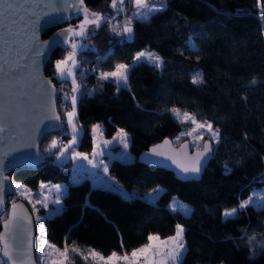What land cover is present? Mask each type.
I'll list each match as a JSON object with an SVG mask.
<instances>
[{
	"label": "trees",
	"instance_id": "obj_1",
	"mask_svg": "<svg viewBox=\"0 0 264 264\" xmlns=\"http://www.w3.org/2000/svg\"><path fill=\"white\" fill-rule=\"evenodd\" d=\"M84 2L89 11L101 13L108 22L81 39L85 46L77 51L75 72L86 75L77 93L75 121L80 135L75 148L85 154L92 151L94 126L99 125L105 140H112L122 129L128 134L132 158L111 157L107 174L127 190L145 192L159 186L163 192L153 205L96 185L93 175L74 169L69 158L59 162L47 151L54 137L58 147L53 152L66 145L71 134L46 133L39 146L45 161L18 167L10 176L33 190L41 183L66 185L59 212L50 213L51 204L38 212L31 210L33 216H44L47 242L64 249L67 244L68 264H95L80 251L90 247L103 254L130 253L149 234L168 236L180 224L187 248L183 264H264L260 247L264 209L239 208L253 190L264 189V0H157L162 10L147 20L132 16L134 3L129 0L119 14L111 7L112 0ZM117 8H121L119 2ZM119 17L121 24L116 23ZM83 18L63 26L72 28ZM129 18L130 39L112 31L114 25L122 28ZM57 28L46 29L43 36ZM189 38L195 50L188 47ZM67 48L66 44L56 47L44 66L45 75L58 89L63 82L71 84L55 75V62L67 54ZM140 51L159 56L162 65L156 67L145 60L134 63ZM120 63L132 65L127 86L100 79L101 73L113 71ZM85 67H91L92 73H86ZM196 73L202 74V83L192 82ZM253 80L257 81L254 85ZM63 104L69 106L60 96L57 107L66 123L59 108ZM172 109L219 130L220 143L210 142L213 154L197 181L179 180L171 171L136 159L164 139L174 142L179 137V143L188 142L182 134L189 123L177 119ZM174 196L190 206V216L169 210ZM232 208L237 213L225 218V210ZM73 247L79 250L72 252ZM36 260L42 264L37 256Z\"/></svg>",
	"mask_w": 264,
	"mask_h": 264
},
{
	"label": "water",
	"instance_id": "obj_2",
	"mask_svg": "<svg viewBox=\"0 0 264 264\" xmlns=\"http://www.w3.org/2000/svg\"><path fill=\"white\" fill-rule=\"evenodd\" d=\"M12 3L19 5L16 9L19 18L9 25L14 41L10 45L5 44L8 33L4 29L3 8L0 7V128L3 129L0 131V183L4 186L3 204L0 205V217L4 216L0 223V236L5 233L4 223L10 217L12 205L21 206L16 209L17 213L26 210L32 223L22 222L23 227L10 239L24 256L25 264H28V255L32 258L31 264H39L35 256L37 229L34 216L24 200L8 199L13 193L10 174L18 167H34L44 162L45 156L39 147L42 137L46 133L59 132L64 127L57 107L60 90L55 86L56 91L52 92L54 83L45 75L44 66L52 51L67 42L53 45L54 36L70 28L63 24L84 17L82 9L87 6L84 0L83 5L76 4V0H12ZM73 5L81 8V11L77 13ZM51 27L59 28L44 37V31ZM43 42L47 44L43 54L37 57L36 51ZM50 92L51 99L48 95ZM56 114L60 115V120L53 118ZM154 148L165 155H153ZM198 151H202V148H192L188 142L174 144L164 139L141 152L136 159L142 164L171 171L179 180L197 181L213 151L201 161L198 174L184 173L179 165L189 163V158ZM149 160L154 163H149Z\"/></svg>",
	"mask_w": 264,
	"mask_h": 264
},
{
	"label": "snow or ice",
	"instance_id": "obj_3",
	"mask_svg": "<svg viewBox=\"0 0 264 264\" xmlns=\"http://www.w3.org/2000/svg\"><path fill=\"white\" fill-rule=\"evenodd\" d=\"M117 2L121 5V8H117ZM129 2H132L136 6V12L134 13V18L139 20H147L150 18L151 14L154 12L162 10L161 8L157 7L155 4H147L145 3V0H129ZM125 0H112L111 7L117 10V14L122 10V6L124 5ZM76 4L83 5V0H76ZM0 7L3 8V17L5 20L4 29L8 33V35L5 37V44L10 45L11 43H14L12 40V32L9 27V25H12L16 22V20L19 18L18 13L16 12V9L19 7V5H14L12 3V0H0ZM74 10L79 13L81 11V8L77 7L76 5H73ZM84 20L81 25H79V30L68 28L64 29L62 32L56 34L52 40V44H63L64 41L69 40L71 37H79L81 39H87L89 37L88 30L86 28V25H95V28H100L101 24L104 23L105 25L108 22V18L101 13L96 12H90L87 7H83L82 9ZM113 32H118L120 35L128 34V38H131V34L133 32L132 27V18H129L125 20L124 25L122 28H120L118 25H114L112 28ZM47 42H43L41 44V47L36 51V56L39 57L43 54L44 47L46 46ZM83 45L77 43L76 41L71 42V51L67 55L65 59L58 60L55 62V75L58 76L61 80H70L71 82V92L72 95L69 96L67 93H65L64 100L67 101L72 110L71 111H65V116L67 118V122L72 125V144H75L78 140V137L80 135V131L76 126L75 117H76V104L78 100L77 93H79V90L81 88V84L77 82L76 79V72L75 69L77 68V51L78 49L82 48ZM188 47L192 50H195V45L191 38H189L188 41ZM141 58H144L147 61L152 62L156 67H160L162 65V61L158 56H155L151 53L146 52H140L136 55L134 63L136 61H140ZM132 67V65L128 64H117L115 65V70L110 72H103L100 75V79L103 80H111L113 83L117 85L123 84L124 86H127L128 82V76H129V69ZM195 83H202V74L196 73L193 76V81ZM251 83L254 85L257 83L256 80L251 81ZM55 85H52V92H55ZM51 92L48 93L49 98L51 99ZM82 95V94H81ZM174 114V116L177 119H180L181 122H184L185 120H191L193 124H196L198 129L207 128V130L211 133V140H214L217 144L220 143V134L219 130H213L211 123H198L196 118L189 113H181L178 109H172L171 110ZM55 120H60V115L56 114L53 117ZM99 125L95 126V129H98ZM94 129V130H95ZM0 131H3L2 128H0ZM182 135H192L191 132L189 133H183ZM116 139L119 143L124 144L125 148L128 146V134L124 130H120L117 133ZM179 139V137L177 138ZM197 139H200V137H197ZM110 143L109 141H105V144ZM165 143H169L168 141H165ZM57 142H52V147L48 149V151L52 154H55L53 152V149L57 148ZM70 147V146H69ZM100 151H94L93 152V159H89L88 154L80 153V152H74L73 158L78 160H88L89 163L92 164L93 167H100L103 166V171L107 173L108 171V165L105 164L103 161H100L99 163L94 162L96 156H103L104 152L100 145L96 146ZM184 148H187V145L183 146ZM197 148H202V151H198L195 156L189 158V163L186 164H180L179 166L182 168L184 173H194L198 174L201 171V161L207 157L212 151V144L210 142H205L202 145L197 144ZM68 151V148L66 147L63 151L60 152V156H63L65 152ZM152 154L156 156H163L165 153L158 151L157 149H152ZM171 158V157H169ZM149 163H154V161L149 160ZM81 167L78 165V168ZM225 168L227 170V165H225ZM46 187L45 185L41 184V188L43 189ZM55 190L57 193L62 192V188L60 185H55ZM17 190L20 192V195L25 196L29 199V202L31 203V197L29 195L28 190L25 189L24 185H17ZM3 191L4 186L2 183H0V205L3 204ZM153 192L156 193V195H150L147 200L149 203L155 205L157 200L159 199V194L163 192V189H161L159 186L156 189H153ZM125 199H133V194H127L124 193ZM42 197V199H41ZM47 200V196H43V193H38L35 203L33 204V210L39 211L38 208H36V204H40L41 207H47V204L45 201ZM56 204L60 203L59 197L53 201ZM252 205L253 207L257 209H264V196L257 197L256 200H254L252 197H249L248 199L242 201L239 205L240 209L247 208L249 205ZM21 206L13 204L12 205V211L10 213V217L5 221L4 228L5 233L3 236H0V264H25L24 256L20 254L17 246L12 242L10 237H15V235L18 233L19 229L23 227L22 222H26L27 224L32 223V218L27 214L26 210H23L21 214H18L16 209ZM169 210L181 214L185 217H188L192 214V209L188 206L183 204L182 202H179L175 198L173 199V202L169 204ZM59 212V209L56 210ZM237 213L236 208H232L230 210H225L223 215L225 218L233 217ZM37 223L40 225V232L42 234L46 235L44 226H43V220L44 218L37 216L36 217ZM184 227L183 225H177L176 226V234L174 237L169 238L171 242L170 247H166L163 250L159 247L154 246L151 242L154 240H157L158 237L150 236L149 241L150 243L146 246H143L142 248L133 251L132 257H138L142 256L144 258L145 264H183L184 257L187 252V248L184 243ZM29 230V235H30ZM252 240H255V237H252ZM165 244H168V241H165ZM30 245V241H29ZM47 246L51 251L44 252L43 247ZM261 250L264 251V243L260 244ZM42 254L45 255V257H52L51 264H68L69 260V249L67 244L65 245L64 251H61L60 249H57L55 245H50L45 240L42 242ZM72 252H77L78 250L73 247L71 249ZM90 254L93 257L99 256L98 253L90 252ZM157 255L160 256V260H155L154 257ZM59 257V258H56ZM87 257H85L86 259ZM118 259H124L128 260V257H122L118 258L115 253L112 254L111 257L105 259L104 257H100V260L104 261V264H116V261ZM31 256H27L28 264H31Z\"/></svg>",
	"mask_w": 264,
	"mask_h": 264
},
{
	"label": "rangeland",
	"instance_id": "obj_4",
	"mask_svg": "<svg viewBox=\"0 0 264 264\" xmlns=\"http://www.w3.org/2000/svg\"><path fill=\"white\" fill-rule=\"evenodd\" d=\"M145 3H147V4H155L157 7H159V8L161 7V5L157 2V0H145ZM132 10H133L132 11V16H134V13L137 10L135 4H133V9ZM90 12H93V11H90ZM83 20H84V18L81 19L80 21H78L76 24H74L72 28L76 29V30H79V25H81L83 23ZM86 28L88 30L89 36L93 35L96 32V30L98 29V28H95V25H86ZM125 36L128 37V34H125ZM73 40L76 41L79 44H82L83 47L85 46L83 41L81 40V38H79V37H71L65 43L66 45H68L70 47V49H69V51H68V48H67V50H65V52L67 54L62 59H65L67 57V55L69 54V52L71 51V42ZM140 52H146V53L153 54L152 52H148V51H140ZM140 52H138V53H140ZM153 55H155V54H153ZM155 56H157V55H155ZM62 59H60V60H62ZM141 60H145V59L141 58ZM145 61H147V60H145ZM147 62L152 63L150 61H147ZM88 92H90V89L88 90ZM71 110H72V108H71V106L69 104V106H67V110L66 111H71ZM181 113H187V112H181ZM64 116H65V112H64ZM76 116H77V107H76ZM75 119H76V117H75ZM65 121H66V123H64L65 127H63V129L61 131L69 132L71 134V136L73 137L72 125L67 122L66 116H65ZM184 122H188L189 123L188 129L184 133H189V132L192 133V135H185L187 137V139H188L187 141H188L190 147L197 148L196 147L197 144L202 145L205 141H209V142H211L213 144L216 143L214 140H211V133L207 130V128L198 129L196 124H193L191 122V120H185ZM197 122L198 123H207V122H200V121H197ZM76 126H77V124H76ZM77 128L79 129L78 126H77ZM61 131H59V132H61ZM79 131H80V129H79ZM204 136L206 137L205 139H203ZM197 137H200V139H197ZM57 139L58 138L54 137L53 140L50 141V144L47 147V151H48L49 148L52 147V142L53 141H56L57 145H58V140ZM105 141H109L110 143L105 144ZM179 141H180V138L179 139L176 138L173 143L174 144H178ZM92 142H93V148H92V151L88 154L90 160L93 159V155L92 154H93L94 151H97V152L100 151V149H98L96 147L97 145H100L101 148L103 149V152H104L103 156H96L95 157L94 162H96V163H99L100 161H103L105 164H109L110 158L115 156V155L123 156L122 159L126 160V161L131 160V158H132V155L128 151V146L125 148L124 144L119 143L116 138H115V140L114 139H112V140L103 139L101 137V135L99 134V132L97 131V129L93 130V140H92ZM66 147L68 148V151L65 152V154L63 156H60V154H59L58 155V157H59L58 161L59 162L60 161L61 162H66L68 160V158H69L70 161H73V164H74V166L76 168H78V165H79V166H81V167L78 168L79 170L86 171V172L92 174L93 178H94L93 180L95 181L96 185H99V186H102V187H105V188H108V189L115 190V191L119 192L122 196H124L123 195L124 193L133 194L134 197H141V198H143L145 200H147V198L150 195H156V193H154L153 190L145 191V192H140L137 189L127 190L119 182H117L112 176H110L109 174L105 173L103 171V166L102 165L100 167H93L92 164L89 163L88 160H78V159L73 158V153L77 152V149L75 148V145L72 144V139L68 140L67 144L62 146L61 151H63ZM41 184L45 185L46 187H44L42 189L41 188ZM41 184L39 185V187L36 190H33L31 188H28L24 184L13 182V193H12L11 197H18L20 199H23L28 204L29 208L31 210H33V204L36 201L37 194L38 193H43V196H47V200L45 201V203L47 204V207L50 204L52 205V208H51L52 211H50V213L53 212V211H56L57 209L60 210V208H61V195L64 192L66 185L65 184H52V183L51 184H49V183L48 184L41 183ZM17 185H24L25 186V189L28 190L29 195L31 197V200H32L31 203L29 202L28 198H26L25 196L20 195V192L17 190ZM55 185H60L61 186V188H62V192L61 193H57L56 192L55 187H54ZM156 188H154V189H156ZM259 196H264V189L253 190L250 197H252L254 200H256L257 197H259ZM58 197L60 199V203L56 204L53 201H55ZM174 198L176 200H178L179 202H182L183 204L188 205L187 203L183 202L182 200H180L179 198H177L175 196L171 199L169 204H171L173 202ZM41 199H42V197H41ZM35 206H36V208H44V209H46V207H41L40 204H36ZM34 212H36V211H34ZM37 216H40V217L44 218L43 215L34 213V220H35V225H36V229H37V248H36V252L37 253H36V256H37L38 261L41 262L42 264H51L52 257H47L46 258L45 255H43L42 251H41L42 242L45 241L46 239H45V235L42 234L40 232V230H39L40 229V225L37 223V220H36ZM178 225H180V224H178ZM175 234H176V229H175L173 234L168 235V236H160V235H158L156 233H151L148 236V240L144 244H142L139 247L135 248L130 253L112 252L110 254H103V253H101V252H99V251H97L95 249L90 248V247H85V250L84 251L83 250L80 251V253L82 254L83 257L90 258L95 264H104V261L100 260V257H104L105 259H107V258L111 257L113 253H115L118 258H122V257H125V256L128 257V260L118 259L116 261V264H145L144 258L142 256H138V257L133 258L132 255H131L132 252L142 248L143 246L148 245L150 243V241H149V237L150 236L158 237L157 240H154L151 243L154 246L159 247V248H161L163 250L164 248L171 246V242H170L169 238L174 237ZM165 241H168V244H165ZM48 244L53 245L51 243H48ZM55 247L57 249H60L61 251H64V248L57 247V246H55ZM43 251L44 252H49L51 250L47 246H44L43 247ZM90 252L98 253L99 256L93 257L90 254ZM56 258H59V257H56ZM154 259L155 260H160V256L157 255L156 257H154ZM220 264H222V263H220Z\"/></svg>",
	"mask_w": 264,
	"mask_h": 264
},
{
	"label": "built area",
	"instance_id": "obj_5",
	"mask_svg": "<svg viewBox=\"0 0 264 264\" xmlns=\"http://www.w3.org/2000/svg\"><path fill=\"white\" fill-rule=\"evenodd\" d=\"M121 22H122V18L121 17H119V18H117V20H116V23H120L121 24ZM65 50H67V49H65ZM69 50V49H68ZM84 71L86 72V73H92V68L91 67H85L84 68ZM86 74L85 73H83L82 71H76V79H77V82L78 83H80L81 84V81H82V79L84 78V76H85ZM69 85V86H68ZM71 84H68L67 82H63V83H61V88L59 89L60 90V95H59V97L61 96L62 98H64V96H65V93H67L69 96H71L72 95V92H71ZM88 94L89 95H91L92 94V91L90 90V92H88ZM62 111H63V113L67 110V106L65 105V104H63L62 106H60L59 107ZM64 122V121H63ZM60 148H58V149H56L55 151H54V153H55V155H56V159H58L59 157H58V155L60 154ZM94 179V178H93Z\"/></svg>",
	"mask_w": 264,
	"mask_h": 264
},
{
	"label": "crops",
	"instance_id": "obj_6",
	"mask_svg": "<svg viewBox=\"0 0 264 264\" xmlns=\"http://www.w3.org/2000/svg\"><path fill=\"white\" fill-rule=\"evenodd\" d=\"M94 129H95V126L91 129L92 140H93V130H94ZM97 131H98V129H97ZM116 136H117V134H116ZM116 136L113 138L114 140H115ZM77 152H79V151L77 150ZM80 153H82V152H80ZM71 163H72V167H73L74 169H78V168H76V167L74 166L73 161H71ZM107 165H108V164H107Z\"/></svg>",
	"mask_w": 264,
	"mask_h": 264
}]
</instances>
